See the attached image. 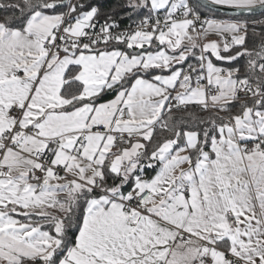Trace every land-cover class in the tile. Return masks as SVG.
<instances>
[{
  "label": "snow or ice",
  "instance_id": "snow-or-ice-1",
  "mask_svg": "<svg viewBox=\"0 0 264 264\" xmlns=\"http://www.w3.org/2000/svg\"><path fill=\"white\" fill-rule=\"evenodd\" d=\"M0 264H264V0H0Z\"/></svg>",
  "mask_w": 264,
  "mask_h": 264
},
{
  "label": "trees",
  "instance_id": "trees-1",
  "mask_svg": "<svg viewBox=\"0 0 264 264\" xmlns=\"http://www.w3.org/2000/svg\"><path fill=\"white\" fill-rule=\"evenodd\" d=\"M98 2L104 6L105 10H108L114 8L118 3L122 2V0H98ZM215 15L230 16V17L235 16V15L224 14L221 12H216Z\"/></svg>",
  "mask_w": 264,
  "mask_h": 264
},
{
  "label": "water",
  "instance_id": "water-1",
  "mask_svg": "<svg viewBox=\"0 0 264 264\" xmlns=\"http://www.w3.org/2000/svg\"><path fill=\"white\" fill-rule=\"evenodd\" d=\"M217 12H221V13L229 14V15H236V13L233 10H230V9H220Z\"/></svg>",
  "mask_w": 264,
  "mask_h": 264
},
{
  "label": "crops",
  "instance_id": "crops-1",
  "mask_svg": "<svg viewBox=\"0 0 264 264\" xmlns=\"http://www.w3.org/2000/svg\"><path fill=\"white\" fill-rule=\"evenodd\" d=\"M217 16H219V17H225V18L230 17V16H220V15H217Z\"/></svg>",
  "mask_w": 264,
  "mask_h": 264
}]
</instances>
